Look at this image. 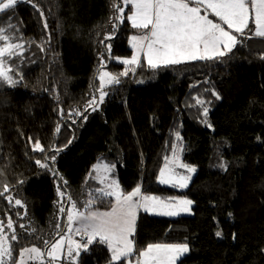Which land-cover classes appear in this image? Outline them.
Listing matches in <instances>:
<instances>
[{"label": "trees", "instance_id": "obj_1", "mask_svg": "<svg viewBox=\"0 0 264 264\" xmlns=\"http://www.w3.org/2000/svg\"><path fill=\"white\" fill-rule=\"evenodd\" d=\"M113 2L18 0L0 13L9 42L23 45L7 60L16 85L0 81V222L16 237L12 252L46 251L65 234L58 187L67 210L89 199L93 210L112 208L93 170L106 162L116 166L124 193L139 185L164 201L187 197L193 211H141L134 253L113 264H128L148 244H187L177 264H264V38L244 34L214 59L154 69L143 56L126 65L136 30L131 9L119 21ZM103 69L128 75L107 87L101 105ZM142 77L150 82L139 83ZM181 140L184 161L198 171L177 189L161 184L159 173ZM37 141L44 151L33 149ZM110 256L94 242L76 264H109Z\"/></svg>", "mask_w": 264, "mask_h": 264}, {"label": "snow or ice", "instance_id": "obj_2", "mask_svg": "<svg viewBox=\"0 0 264 264\" xmlns=\"http://www.w3.org/2000/svg\"><path fill=\"white\" fill-rule=\"evenodd\" d=\"M17 3L18 0H0V13L13 9ZM129 4H132L135 9L132 15L127 17L131 20L132 27L148 29L149 31L145 35L131 38L132 47L136 49V54L130 59L122 61L126 65H137L141 52L147 55V63L154 69L180 64L184 61L214 59L225 55L226 51L230 52L240 42L233 32L243 37L246 30H249L251 36L264 38V0H123V6L114 0L112 7L117 13L115 19L119 21L124 19V6ZM201 8L211 10L223 23L214 22L207 15H201ZM250 20L254 24L252 29H249ZM9 27L12 26L9 25ZM45 27H47L46 21ZM7 30L0 27V41L5 42L0 46V81L15 86L17 81L9 75L11 69L7 66L4 58L19 55L20 52L17 50L22 49L23 45L9 42L10 36L5 34ZM107 47L110 50L111 46L108 45ZM127 75L128 69L119 74L101 71L99 73V101L102 102L107 94L103 91L105 84H119L120 76ZM94 104H96L95 98L89 102V107ZM204 112L207 115L206 108ZM177 138H180L179 133H177ZM33 149L44 151L39 141L33 145ZM56 151L59 152L60 149H56ZM50 159L54 161L55 156ZM36 163L44 168L49 167L47 163H41L39 160ZM180 166L187 168L189 173L195 172L194 167ZM94 167L99 168L101 166ZM102 167L105 172H108L114 168V165L111 167L102 165ZM159 179L161 183H172L183 188L187 187V182L191 176L175 175L166 163L160 171ZM108 188L112 190H99L101 197H115V205L108 212L92 211L94 199L85 201L86 212L76 209L75 202H72L73 211L68 213V220L69 222H79L80 226L75 231L77 234L85 235L87 240L80 243L69 239L68 255L70 257L74 251L76 256H79L81 249L87 250L89 245L97 242L106 245L110 250L109 264L127 259L135 249L134 241L130 237L135 231L138 209L143 208L145 211L160 215L176 216L181 212H189V206L192 203L186 199L177 200L175 203H166L158 197L142 195L139 185L131 192L124 194L117 181H112ZM59 194L61 197L64 196L62 192ZM89 195L91 196V194ZM136 197L139 199H134ZM69 199L71 200V197ZM15 203L20 205L22 202L16 200ZM61 211L63 212L64 209L61 208ZM3 227V223L0 222V233L3 232ZM7 227H12L10 218ZM57 227L59 226L57 225ZM69 229L71 230V223ZM216 235L220 236L221 233L217 232ZM12 239H16L15 235L12 236ZM7 240L6 236L0 234V264H4V257L11 258L12 255L11 246L7 244ZM72 245L75 247L73 248ZM62 248V242L57 241L51 245V250L47 255L56 258ZM188 251L187 244H148L145 249L139 252L137 264H177L178 259ZM26 254L29 260H40L44 255L36 247L23 249L19 254V264H26ZM128 264H131L130 260Z\"/></svg>", "mask_w": 264, "mask_h": 264}, {"label": "rangeland", "instance_id": "obj_3", "mask_svg": "<svg viewBox=\"0 0 264 264\" xmlns=\"http://www.w3.org/2000/svg\"><path fill=\"white\" fill-rule=\"evenodd\" d=\"M121 5L123 6V0L121 2ZM190 6H195V5H190ZM128 9H131L130 13L127 14L129 16H131L132 15V12L135 10L134 9V6L132 4H129L127 6H124L123 17H125V13L128 11ZM201 15H207L209 19H211L213 21L215 20L217 23H221V24L223 23L222 21H220L219 17H216L214 15V13L211 12V10H205L204 8H201ZM225 28L227 30L226 25H225ZM252 28H254V24L250 20L249 29H252ZM135 30L136 31L130 37V47L133 49V53H132V55L130 57L123 58L122 60H124V59H130L133 55L136 54V49L132 47V39L131 38L133 36H138L139 37L141 35H145L149 31L148 29H137V28H135ZM233 34L237 35V39L239 41V38H241V36L239 34H236L235 32H233ZM249 34H250V31L249 30H246L245 35H249ZM2 44H3V41H0V46H2ZM221 50L224 51L223 48H221ZM226 53H228V52L226 51ZM143 56L146 58V61H147V55L144 52H141L139 54V62L141 61V59H142ZM4 59L6 60V64H7L8 57H5ZM192 61H195V60H192ZM184 62H190V61H184ZM133 66H135V65H133ZM102 71H107V72H110V73L114 74L109 69H103ZM149 82H150V80L148 78H145V77L139 78V83L145 84V83H149ZM108 86H110V85L105 84V86H104L103 91L105 93H107V87ZM99 88H100V85H99ZM106 95L104 96V99H103L102 102L99 101V103L101 105L104 104V102L106 100ZM166 158L167 159L165 160V162H164V164H163V166H162L161 169H163L165 167V164L167 163L169 169H171L175 175H177V176H188V175H190L191 176V179L187 182V187H188L189 184H190V182L192 181V179L197 174L198 168H197V166H195L193 164L186 163L184 161V159H183V143H182V140H181V142H179V141L177 142V144L175 145V148H174L173 152L168 157H166ZM97 165H100L101 167H99V168L93 167V170H94V177H95V179L100 184L99 188L97 189L98 193H99V190L100 189H104L105 191H111L112 189L108 188V185L110 183H112V181H117L119 183L120 189L122 190V187L120 185L119 178H118V175H117V171H116V166L114 165V168L111 171L105 172L103 170L102 165H109L110 167L113 166V165L112 164H109V163H106V162H100V163L95 164L94 166H97ZM180 165H187L189 167H194L195 168V172L189 173L187 171V168L181 167ZM159 177H160V173H159ZM159 181H160V179H159ZM161 184L166 185V186H170V187H174V188H177V189L187 188V187L181 188L178 185L172 184V183H169V184L161 183ZM58 188H59V192H58V196H59V201H58V218H59V221H60V219L64 215L67 216V220H66V223H65L66 224L65 234L62 235L57 240V241H61L62 242L63 248L57 254L56 258H53V257L47 255V253L51 250V247L49 249H47L46 251L40 249L41 252L44 253L42 259H40V260H29V259H27V254H26V257H25L26 264H76L77 263L78 256H76L75 251L73 252V255L71 257L68 255V248L70 246L69 245V239H71L72 241L80 242V243H84L83 241H86L87 240V237L85 235H83V234H77L76 231H75V229L80 226L79 222L78 221L69 222V220H68V213H70V212L73 211L72 203L70 204V206H69V208L67 210V205H65V207H64V196L61 197L60 194H59L60 192L64 193V191L62 189H60V187H58ZM122 192H123V190H122ZM124 194H126V193H124ZM141 194L142 195H145L142 192H141ZM64 195H65V193H64ZM146 196H148V195H146ZM108 197L114 198V201H115V197L114 196H108ZM134 199H139V197H136ZM184 199L189 200L187 197H178L177 198V200H184ZM177 200H175V201H165V202L166 203H175ZM189 207H190V211L189 212H181L179 215H191V214H193V211H192V203H191V205ZM61 208L64 209L63 212L61 211ZM76 209H78L79 211H82V212H86V209L85 208H80V207L76 206ZM110 210H111V208L108 209V210H97V211L98 212H108ZM141 211L145 212V210L143 208L138 209L137 210V218H138V214ZM151 213L154 214V215H157V216H167V215H160V214L154 213V212H151ZM179 215H176V216H179ZM176 216H167V217H176ZM137 218H136V221H135V230H136V225H137ZM70 223H71V230L69 229V224ZM0 234L6 236L8 238L7 244H9L11 246V250H12L13 249L12 248V242H11L12 241V237L10 236L11 233L9 232V230L6 229L5 225L3 227V232L0 233ZM134 234H135V231H134L133 235L130 238L133 239L134 245H135ZM33 247H36V246H33ZM72 247L74 248L75 245H72ZM28 248H32V247H28ZM36 248H38V247H36ZM188 248H189V246H188ZM83 251L84 250L81 249L80 250V254ZM73 257H75V258L73 259ZM137 259H138V257H137ZM137 259L130 260L131 261V264H137ZM19 261H20V255H15L13 252H12L11 258H8L7 256L4 257V264H19Z\"/></svg>", "mask_w": 264, "mask_h": 264}, {"label": "crops", "instance_id": "obj_4", "mask_svg": "<svg viewBox=\"0 0 264 264\" xmlns=\"http://www.w3.org/2000/svg\"><path fill=\"white\" fill-rule=\"evenodd\" d=\"M214 22H216V21L214 20ZM141 192H142V191H141ZM91 210H92V211H97V210H93V209H91ZM147 212L151 213V211H147ZM151 214H152V213H151ZM135 232H136V230H135ZM135 248H136V246H135ZM134 251H135V249H134ZM133 253H134V252H133ZM133 253H132V254H133ZM135 259H137V258H135ZM135 259H134V260H135Z\"/></svg>", "mask_w": 264, "mask_h": 264}]
</instances>
